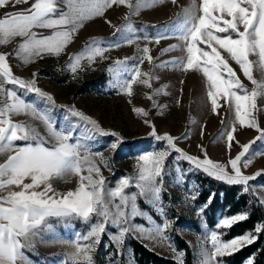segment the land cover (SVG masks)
Returning a JSON list of instances; mask_svg holds the SVG:
<instances>
[{"label": "rangeland", "instance_id": "obj_1", "mask_svg": "<svg viewBox=\"0 0 264 264\" xmlns=\"http://www.w3.org/2000/svg\"><path fill=\"white\" fill-rule=\"evenodd\" d=\"M34 1L28 0L27 3L0 8V18L7 13L25 12ZM129 2L133 5L139 3L140 7L130 11L127 6L116 4L108 7L103 15L83 21L59 55L45 53L43 58L29 57L27 52L19 49L23 39H26L21 37L11 38L7 43L0 44V54L6 55L14 77L34 80L35 87L51 96L53 100H43L15 85H4L5 89L16 91L34 107L47 113L57 129L75 124L77 134L92 136L93 139L85 143L90 145L89 154L101 153L107 160L108 166H105L99 162L98 156L93 155L109 188H114L121 177L136 175L137 158L140 154L167 148L165 141H157L150 134L152 127L149 123L158 135L167 134L173 137L175 146L183 153L200 160L207 157L225 166L239 154L243 145L250 144L249 152L242 158L241 170L244 175L264 172V154L258 155L264 153V140H256L259 133L255 129L236 124L234 139L229 148L226 135L235 122L234 107L229 110V106L221 100L217 113H213L207 99V84L202 73L183 70L182 65L186 63V43L179 38L181 28L189 15L200 14L198 9L201 0H175V3L172 0ZM57 3L60 11L68 10L66 0H57ZM129 23L132 25V31L125 27ZM119 29L124 31H118ZM33 31L41 37L51 35L56 30ZM158 36L168 38H162L157 43L155 38ZM128 39L133 42L127 43ZM93 41L102 42L101 46L107 47L108 50L104 52L103 58L96 57L90 62L87 55ZM145 47L149 49L147 56L151 57V62L144 58ZM77 56L80 57L79 66L73 72L72 65L77 63ZM250 59L255 61L257 57ZM125 60L126 67L116 64V61ZM230 64L244 86L251 90V82L243 77L234 62L230 61ZM134 66H138L142 73L150 74L149 77L138 79L148 78L151 87L134 83L133 94L129 96L125 94L123 85L131 79ZM253 74L258 81L264 79V72L256 66L253 68ZM148 96L152 99H148ZM134 108L141 109L147 115L134 112ZM69 109L83 113L95 121L104 132L118 134L122 140L121 145L113 152L110 144L115 137L99 135L86 121L71 116ZM253 117L259 127L264 129V95L258 96L257 110L253 112ZM10 119L13 123L32 129L47 142V146L55 144L45 124L32 113H14ZM25 143L27 142L23 140L14 142L15 145ZM167 150L170 155L166 159L163 183L158 185L162 188L160 206L154 205L151 199L138 196L139 215L123 226H142L144 230H131L126 233L125 238L132 237L160 256L182 262L184 252L177 250L173 244V237L177 236L191 249L194 264H200L204 250L212 247L211 231L221 234L222 241H230L223 239L224 228H217L218 221L224 217L217 218L213 229L207 227L202 214L203 206L197 202L196 184L191 175H209L194 168L186 160L178 159V153ZM10 154L14 153L0 152V163H4ZM83 156L82 152V159ZM244 159L251 160L247 167L243 166ZM228 170L230 171V166ZM81 174L88 173L85 170ZM93 178H97L95 174ZM78 179L77 176L68 174L53 178L49 183L55 192L64 194L75 190ZM263 180L264 177H257L249 181L248 188L264 207ZM30 182L29 179L25 180V183ZM19 190L14 185L9 186L0 190V196ZM37 190L42 191L43 185ZM125 191L127 194L138 193L134 186ZM126 212L130 213V208L126 209ZM96 219L93 217L91 222L84 223L80 219L48 218L47 224L36 230L37 234L32 238L31 246L23 250L28 264H73L72 253L75 251L78 234H86L90 224L96 222ZM165 219L170 222V227L164 233L158 234L157 228ZM104 234L117 248L118 255L122 252L125 264H135L129 247L122 248L124 240L119 244L114 239V235L118 234L116 227L107 225ZM79 243L83 245L87 242L80 240ZM100 243L92 253L94 264H116L117 258L105 254L106 244L100 248Z\"/></svg>", "mask_w": 264, "mask_h": 264}, {"label": "snow or ice", "instance_id": "obj_2", "mask_svg": "<svg viewBox=\"0 0 264 264\" xmlns=\"http://www.w3.org/2000/svg\"><path fill=\"white\" fill-rule=\"evenodd\" d=\"M10 2L11 0H0V8ZM66 2L67 11L59 10L57 0H35L26 12L5 14L0 18V44L7 43L11 38L21 37L26 39H23L19 49L27 52L29 57L43 58L45 53L59 55L83 21L103 15L108 7L116 4L127 6L130 11L140 7L139 3L133 5L129 0H66ZM172 2L175 3V0ZM15 3H27V0H15ZM198 11L200 14L189 15L181 28L179 38L186 43V63L182 65L183 70L202 73L207 84V99L213 113H217L221 100L229 106V110L234 107L235 122L226 135L229 148L234 139L236 124L255 129L259 133L256 140H264V129L259 127L253 117V112L257 110V98L264 95V79L258 81L253 74L254 66L264 72V0H201ZM125 27L129 31L133 30L130 23ZM34 29L56 31L51 35L38 37ZM162 38L168 37L158 36L155 38L156 42L158 43ZM132 42L131 39L127 40L129 44ZM101 43L91 42V50L87 55L90 62L96 57L103 58L104 52L108 50L107 47H102ZM148 52L149 49L145 47L144 58L151 62V57L147 56ZM250 57L257 59L254 61ZM79 60L80 57L77 56V63L72 65L73 72L79 66ZM230 61L234 62L243 77L251 82L253 85L251 90L244 86ZM116 64L127 66L126 60L116 61ZM149 76V73H142L138 66H134L131 79L123 85L125 94L129 96L133 94L134 83L151 87L148 78L138 79ZM0 78H2L0 79V104H2L0 152L14 153L8 155L4 163H0V190L13 185L20 189L0 196V264H28L23 250L31 246L32 238L37 234L36 230L46 225L50 217L80 219L84 223L91 222L93 217L97 218L96 222L90 224L86 234H78L77 243L74 245L75 251L72 253L73 264H94L92 253L99 245L109 224L118 229L114 239L119 244L123 243L129 231H143L142 226L124 227L123 225L139 215L138 196L151 199L154 205L160 206L162 188L158 185L163 183L166 159L170 155L167 149L178 153V159L186 160L194 168L217 180L229 185L244 186V191L249 190V181L264 177V172L244 175L241 170L242 158L249 152L250 144L243 145L239 154L230 159L228 166H225L207 157L200 160L183 153L175 146L173 137L167 134L158 135L149 123L152 127L150 134L157 141H165L167 148L140 154L137 158L136 175L121 177L114 188H109L93 155L98 156L99 162L105 166H108L107 160L101 153L89 154L90 145L85 143L93 137L77 134L75 124L57 129L47 113L34 107L16 91L5 89L4 85H15L43 100H53L51 96L35 87L34 80L14 77L4 54H0ZM147 98L152 99L151 96ZM68 111L71 116L86 121L99 135L115 137L110 144L113 152L121 145L122 140L118 134L104 132L95 121L81 112L74 109ZM133 111L147 115L139 108H134ZM19 112H30L37 116L47 127L55 144L49 147L47 142L29 127L13 123L10 119L11 115ZM18 140L27 143L15 145L14 142ZM250 163L251 160H243L244 167ZM85 170L88 174L82 175ZM68 174L79 178L78 186L75 190L64 194L55 192L49 181ZM93 174L97 178L94 179ZM26 179L31 182L25 183ZM42 185L43 190L38 191L37 189ZM131 186L136 187L138 193L127 194L125 190ZM212 199L214 194L209 197V203ZM128 208L130 213L126 212ZM161 212H163L162 207ZM247 218V213L224 217L218 221L217 228H230ZM169 227L170 222L165 219L157 228V233L162 234ZM261 232H264V225L257 226L254 233H246L224 242L221 240V234L211 231L212 247L204 250L200 264H220L218 258L232 255L243 247L253 244ZM80 240L87 243L81 245ZM247 264H253V260L250 258Z\"/></svg>", "mask_w": 264, "mask_h": 264}, {"label": "trees", "instance_id": "obj_3", "mask_svg": "<svg viewBox=\"0 0 264 264\" xmlns=\"http://www.w3.org/2000/svg\"><path fill=\"white\" fill-rule=\"evenodd\" d=\"M191 177L196 184L197 202L203 206L202 214L208 228L215 227L218 217L247 213L246 220L222 230L224 240H231L246 233H254L257 226L264 225L263 204L250 189L244 191L240 185H229L200 173L192 174ZM213 194L214 199L209 203V197ZM105 244L106 251L104 253L109 254L111 258H117L116 264H125L122 252L118 255L117 248L103 234L100 248ZM173 244L177 250L184 252L182 262L160 256L132 237L124 239L122 248L129 247L135 264H194L191 249L186 242L174 236ZM250 258L253 260V264H264V232L258 234V238L253 244L243 247L232 255L218 259L220 264H247Z\"/></svg>", "mask_w": 264, "mask_h": 264}, {"label": "crops", "instance_id": "obj_4", "mask_svg": "<svg viewBox=\"0 0 264 264\" xmlns=\"http://www.w3.org/2000/svg\"><path fill=\"white\" fill-rule=\"evenodd\" d=\"M28 1V0H27ZM35 2V1H34ZM33 2V3H34ZM12 4H17V3H15V0H11V2L8 4V5H6L5 7H7V6H11ZM12 8V7H11ZM18 9V8H17ZM15 11H17V10H15ZM17 12H20V11H17ZM26 12V11H25Z\"/></svg>", "mask_w": 264, "mask_h": 264}]
</instances>
